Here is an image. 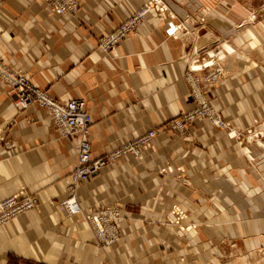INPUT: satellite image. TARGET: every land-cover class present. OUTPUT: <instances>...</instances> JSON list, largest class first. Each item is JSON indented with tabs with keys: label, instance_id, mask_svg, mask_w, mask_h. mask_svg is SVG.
Here are the masks:
<instances>
[{
	"label": "crops",
	"instance_id": "obj_1",
	"mask_svg": "<svg viewBox=\"0 0 264 264\" xmlns=\"http://www.w3.org/2000/svg\"><path fill=\"white\" fill-rule=\"evenodd\" d=\"M142 1L77 0L72 14L52 12L44 0L0 1V59L59 100L83 99L91 157L157 129L147 154L123 155L77 185L81 211L121 207L118 238L98 246L81 211L65 216L51 203L68 194L74 138L58 135L37 103L16 106L0 80V197L23 186L39 205L0 226L3 263L11 254L19 264H264V15L248 21L254 0H163L164 9L150 8L133 32L102 50L100 36ZM169 20L179 23L172 33ZM224 38L237 48L216 42ZM192 46L205 55L228 50L208 94L234 126L262 118L255 125L262 144L245 128L252 161L236 137L202 118L185 141L161 127L190 105L182 73Z\"/></svg>",
	"mask_w": 264,
	"mask_h": 264
},
{
	"label": "built area",
	"instance_id": "obj_2",
	"mask_svg": "<svg viewBox=\"0 0 264 264\" xmlns=\"http://www.w3.org/2000/svg\"><path fill=\"white\" fill-rule=\"evenodd\" d=\"M44 2L50 11L56 13L72 14L78 8L77 0H44ZM157 5H159V9L165 8L163 0H143L121 22L100 36L98 46L102 50L114 47L122 38L136 29L150 8L157 9ZM199 20L203 19L199 17ZM178 25L170 20L167 21V33L174 32ZM190 49L183 54L185 66L182 78L187 84V93L191 102L186 109L174 114L166 123L177 132H182L187 122L201 117L220 129L228 128L226 133L228 136H236L237 129L230 128L228 122L215 113L207 103L206 90L203 85L204 82L219 81L222 74L223 49L219 53L216 52L214 59L206 58L204 60L200 53L202 49L195 46ZM189 52L190 55H188ZM0 80L8 85V91L14 96L16 106L26 107L30 103H37L48 112L52 126L58 135L74 138L75 162L65 182V190L68 194L58 200L57 204L65 215L81 211L75 193L76 186L80 182L118 157L126 154H139L155 138L156 129L150 127L119 141L101 155L91 157L88 138L91 118L81 97L59 100L46 90L35 86L26 73L9 67L1 59ZM37 204V198L33 193L28 192L23 186L18 187L13 192L0 197V224L24 210L36 208ZM81 214L91 227L96 244L109 246L116 241L119 235L117 219L122 216L120 206L98 204L86 211H81Z\"/></svg>",
	"mask_w": 264,
	"mask_h": 264
},
{
	"label": "rangeland",
	"instance_id": "obj_3",
	"mask_svg": "<svg viewBox=\"0 0 264 264\" xmlns=\"http://www.w3.org/2000/svg\"><path fill=\"white\" fill-rule=\"evenodd\" d=\"M256 1H261V0H254V6H253V10H252V13H250V16L247 18L248 19V21L249 20H255V22L257 21V20H261V19H256V17L257 18H261L262 17V15H264V5H262L261 6V2L260 3H258V5H256ZM157 9V11H159V10H162V9H159V5H157V7H156ZM210 10L208 11L207 9H205V11L204 12H206V13H208L209 15H213V13H212V11H211V8H209ZM196 12H199L200 14H198V17H201L203 20H204V14H206V13H204V12H202L201 10L200 11H198V10H195ZM204 13V14H203ZM187 14H188V16H190L192 13L191 12H187ZM194 15H197L195 12L193 13ZM198 17H197V19H198ZM179 24V23H178ZM216 42H220V43H223V42H226V43H228V44H230V42L232 43V40H230L229 38L227 39V38H224L223 40L222 39H220L219 41L218 40H216ZM233 44V43H232ZM222 46V45H221ZM232 46V45H231ZM223 47H216L215 49V51L213 52V53H211V54H207V55H205L204 54V52H205V50H202V51H200V53L201 54H203V55H201L202 56V58H203V60L204 59H206V58H211V59H214L215 57H216V54L217 53H219L220 52V50L222 49ZM233 49L234 48H237V46L236 45H234L233 44V47H232ZM224 50H226L227 52H228V50L227 49H225V48H223ZM232 49V50H233ZM191 50V49H190ZM218 51V52H217ZM217 52V53H216ZM188 55H190V52L188 53ZM197 59H198V56H197ZM199 59H200V57H199ZM221 59H223V56H222V58ZM253 60L255 61H257L258 60V58H256V56L255 55H253ZM221 63H222V60H221ZM222 65V74H221V77H220V79L222 78V76H223V64H221ZM219 79V80H220ZM185 83V85H186V89H187V84H186V82H184ZM202 83V82H201ZM217 83H219V82H204L203 83V85L205 86V90H206V99H207V103L211 106V108H212V110L215 112V113H217L222 119H224L225 121H227L228 122V124L230 125L229 127L230 128H234L236 131H235V133L236 132H238L237 133V135L236 136H234V137H236V144L239 146V148H241L243 151H244V154H246L245 156H246V159L248 160V162H250V161H252V156H250L249 155V153H248V146H247V142H248V139H246L247 137H249V135L247 136V137H245V135H247L246 133H245V128H248V129H253L252 130V132L254 133V136H252V137H249V139H253V141H257L258 143H261L262 144V142H261V139L260 138H258V137H260V135H258V134H260V132H261V129L260 128H257L255 125H256V121H258V120H256V119H262V118H254L255 120L253 121V122H251L250 124H248V125H246L245 127H241V126H234L233 124H231V122L226 118V117H224L221 113H220V108H219V106H217L216 105V103H215V101L213 100V98L208 94V91H209V88H210V86H212V85H214V84H217ZM189 98V101L191 102V98H190V96L188 97ZM188 107V106H187ZM186 107V108H187ZM186 108H184V109H186ZM183 109V110H184ZM181 111V110H180ZM179 111V112H180ZM172 117V116H171ZM170 117V118H171ZM198 118H201V117H197V118H195V119H193L192 121H190V122H187L186 124H185V129H184V131H182V132H177L174 128H172V127H170L166 122L168 121V119L167 120H165L164 122H163V124H162V128H165V129H167V130H170L171 131V133H174V135L176 134V136L177 137H179V138H181L182 140H189V132H188V126H190L196 119H198ZM202 119H204L208 124H210L205 118H202ZM263 121H264V119H262ZM257 124H258V122H257ZM211 126H213V127H215V128H217V129H220V128H218V127H216V126H214V125H212V124H210ZM256 128V129H255ZM155 129H156V127H155ZM220 130H223V131H225L226 133H227V131H228V128L225 130V129H220ZM156 131H157V129H156ZM244 134V135H243ZM61 136V135H60ZM155 136H156V133H155ZM155 139V138H154ZM153 139V140H154ZM153 140L149 143V145H147L139 154H137V155H133V156H135V157H140V156H142V155H144V154H147V148L153 143ZM246 148V149H245ZM119 158V157H118ZM117 159V158H116ZM116 159H114V160H116ZM111 162V161H110ZM164 168H165V166H163ZM163 169V168H162ZM175 170H176V172H174V174L176 175V176H178V178L181 180L182 178H185V175H184V169H183V167H181L180 165H177L176 167H175ZM182 173V174H181ZM52 204L58 209V205H56V204H58V201H56V202H52ZM38 207H39V205L37 204V207L36 208H34V209H28L29 211H31V212H37L38 211ZM86 211V210H85ZM122 211V210H121ZM63 212V211H62ZM67 216V215H66ZM15 217V216H14ZM14 217L13 218H10V219H14ZM82 218L84 219V217L82 216ZM10 219H8V220H10ZM8 220L7 221H5V222H3V223H1L0 224V226L1 225H4V224H6L7 222H8ZM85 220V219H84ZM86 221V220H85ZM87 222V221H86ZM87 224H88V222H87ZM89 226V225H88ZM90 227V226H89ZM91 228V227H90ZM92 230V229H91ZM92 232V231H91ZM92 240H93V242L95 243V240H94V237H92ZM96 244V243H95ZM96 245H98V246H101V245H99V244H96ZM19 261H21V259H20V257L19 256H15V255H11V254H8L7 255V261L5 262V263H3V261L0 259V264H19L18 262ZM24 264H45V263H41V262H37V261H27V260H25L24 261Z\"/></svg>",
	"mask_w": 264,
	"mask_h": 264
},
{
	"label": "bare ground",
	"instance_id": "obj_4",
	"mask_svg": "<svg viewBox=\"0 0 264 264\" xmlns=\"http://www.w3.org/2000/svg\"><path fill=\"white\" fill-rule=\"evenodd\" d=\"M222 60V59H221ZM222 64V63H221ZM192 65L193 66H195V64L194 63H192ZM76 188H77V186H76ZM76 190V189H75ZM78 202H79V200H78ZM57 205V204H56ZM59 208V207H58ZM21 213V212H20ZM19 214V213H18ZM16 216V215H15ZM66 216V215H65ZM13 218V217H12ZM91 229V228H90ZM92 231V230H91ZM92 235H93V232H92Z\"/></svg>",
	"mask_w": 264,
	"mask_h": 264
}]
</instances>
